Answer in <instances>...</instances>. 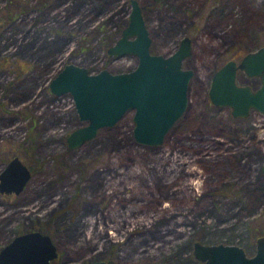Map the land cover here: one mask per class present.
I'll return each instance as SVG.
<instances>
[{"label":"rangeland","instance_id":"obj_1","mask_svg":"<svg viewBox=\"0 0 264 264\" xmlns=\"http://www.w3.org/2000/svg\"><path fill=\"white\" fill-rule=\"evenodd\" d=\"M136 1L152 54L171 55L191 39L188 108L161 144L139 142L127 111L70 149L67 137L87 122L50 82L68 64L133 70L134 54L108 52L132 2L0 0V172L18 157L32 173L20 194L0 192V251L46 230L53 264H204L196 241L255 254L264 234V114L235 118L212 105L209 88L229 59L264 45V0Z\"/></svg>","mask_w":264,"mask_h":264},{"label":"water","instance_id":"obj_2","mask_svg":"<svg viewBox=\"0 0 264 264\" xmlns=\"http://www.w3.org/2000/svg\"><path fill=\"white\" fill-rule=\"evenodd\" d=\"M129 24L121 38L108 52L121 57L134 54L133 70L110 73L101 70L89 73L87 68L68 64L50 82L54 94H71L81 120L87 122L67 137L70 149L92 139L103 127H113L127 111L134 115V136L139 142L161 144L165 134L185 113L188 106V84L193 71L182 68L191 53V39L185 37L178 50L169 56L152 54V40L136 0H131ZM259 77V89L238 85L237 73ZM210 100L228 107L234 117H247L252 109L264 113V46L250 51L239 64L229 60L213 75L209 88ZM264 173V166L262 167ZM31 169L18 157L9 160L0 172V192L20 194L31 179ZM256 252L231 244H204L196 241L194 257L204 264H264V236L258 238ZM58 256L51 236L38 230L15 236L0 251V264H53ZM88 264H114L94 261Z\"/></svg>","mask_w":264,"mask_h":264},{"label":"flooded vegetation","instance_id":"obj_3","mask_svg":"<svg viewBox=\"0 0 264 264\" xmlns=\"http://www.w3.org/2000/svg\"><path fill=\"white\" fill-rule=\"evenodd\" d=\"M264 46V45H263ZM261 47V46H260ZM259 48H257V49H255V50H258ZM255 50H251V51H255ZM250 52V51H249ZM248 52V53H249ZM247 53V54H248ZM246 54H243V55H241V57H239V58H236V59H234V58H232V59H229V60H233V61H235L237 64H239V62L241 61V59L245 56ZM167 56H169V55H167ZM228 60V61H229ZM182 68H183V66H182ZM219 69H220V67H219ZM88 70V69H87ZM89 72V71H88ZM90 73V72H89ZM92 73V72H91ZM237 78H238V85H247V86H250L251 88H253L254 90H256V89H259L258 87L260 86V78L259 77H248V75L244 72V71H242L241 69L238 71V73H237ZM243 78V82H241V79ZM254 81V83L255 84H251V82H253ZM209 101H211V103H212V105H214V106H216L213 102H212V100H210V95H209ZM190 102V101H189ZM188 105H189V103H188ZM216 107H218V106H216ZM220 107H222V106H220ZM187 108H188V106H187ZM187 108H186V110H187ZM225 108H227L228 110H230V112H231V114H232V110L230 109V108H228V107H225ZM258 111L257 109H252V111ZM252 111L250 112V114L252 113ZM259 113H261L260 111H258ZM250 114H249V116H250ZM261 114H264V113H261ZM232 116H233V114H232ZM249 116H247V117H249ZM234 117V116H233ZM235 118H239V117H235ZM177 122V121H176ZM176 122H175V124H176ZM14 158V157H13ZM12 159V158H11ZM11 159H9V160H11ZM9 162V161H8ZM7 162V163H8ZM263 173V172H262ZM264 174V173H263ZM25 189V188H24ZM3 194H6V193H3ZM7 195H15V193H11L10 192V194H7ZM260 236H264V234H261V235H259L258 236V238L260 237ZM257 241H258V239H257ZM257 241H256V244H257ZM256 247V246H255ZM257 250V249H256Z\"/></svg>","mask_w":264,"mask_h":264},{"label":"trees","instance_id":"obj_4","mask_svg":"<svg viewBox=\"0 0 264 264\" xmlns=\"http://www.w3.org/2000/svg\"><path fill=\"white\" fill-rule=\"evenodd\" d=\"M44 232L46 233L47 231H46V230H44V231H43V233H44Z\"/></svg>","mask_w":264,"mask_h":264},{"label":"bare ground","instance_id":"obj_5","mask_svg":"<svg viewBox=\"0 0 264 264\" xmlns=\"http://www.w3.org/2000/svg\"><path fill=\"white\" fill-rule=\"evenodd\" d=\"M185 111H186V110H185ZM185 111H184V112H185Z\"/></svg>","mask_w":264,"mask_h":264}]
</instances>
